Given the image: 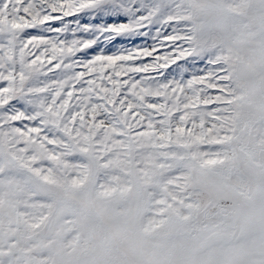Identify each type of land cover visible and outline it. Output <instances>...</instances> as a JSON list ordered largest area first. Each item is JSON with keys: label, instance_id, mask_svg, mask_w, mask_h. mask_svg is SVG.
Segmentation results:
<instances>
[{"label": "snow or ice", "instance_id": "obj_1", "mask_svg": "<svg viewBox=\"0 0 264 264\" xmlns=\"http://www.w3.org/2000/svg\"><path fill=\"white\" fill-rule=\"evenodd\" d=\"M0 264H264V0H0Z\"/></svg>", "mask_w": 264, "mask_h": 264}]
</instances>
